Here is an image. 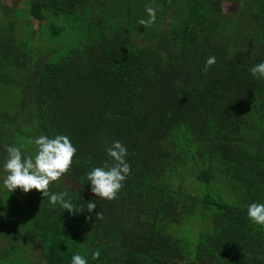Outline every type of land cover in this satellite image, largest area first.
Instances as JSON below:
<instances>
[{"label": "trees", "instance_id": "obj_1", "mask_svg": "<svg viewBox=\"0 0 264 264\" xmlns=\"http://www.w3.org/2000/svg\"><path fill=\"white\" fill-rule=\"evenodd\" d=\"M222 2L239 8L222 14ZM4 10L14 13L0 0ZM28 12L45 21L48 52L63 31L69 47L56 62L33 61L14 21L0 25V135L9 142L22 113L38 119L37 136L69 137L64 177L89 189L87 174L113 163L114 141L130 165L113 200L52 181L49 193L66 192L75 213L40 193L25 235L36 234L44 264L76 254L87 264H264V226L247 215L264 204V77L251 74L264 61V0H30ZM59 18L71 20L67 33ZM1 211V230L19 238L24 223Z\"/></svg>", "mask_w": 264, "mask_h": 264}, {"label": "rangeland", "instance_id": "obj_2", "mask_svg": "<svg viewBox=\"0 0 264 264\" xmlns=\"http://www.w3.org/2000/svg\"><path fill=\"white\" fill-rule=\"evenodd\" d=\"M1 2L4 6L13 9L14 13L4 10L0 15V25L7 20L12 19L14 21L16 34L18 33L19 37L31 40L33 43V61L40 56H45L52 63L56 62L62 55L58 51L60 49L63 51L66 47H69L68 38L63 31L60 39L66 38L65 43L58 48H53L50 52L47 51L51 42L46 40V36L40 32V25H45V21L38 22L30 17L28 12L30 0H1ZM238 8L239 6L236 3L222 2L221 13L229 16L234 15ZM70 21L65 22L63 18L58 19V23L65 32L68 30ZM37 124V118H31L30 115L19 113L14 118L13 128L10 129L11 140L15 138V141L10 140L9 142H13V144L0 135V217H3L1 210L5 209L11 226L20 227L21 223H24L21 229L23 234L18 238L12 234L9 236L1 230L0 218V264H44L43 247L38 241L36 234L33 233L32 236L25 235L28 230L30 232L33 231L29 211L39 198L40 192L33 189L28 193H24L19 188L9 191L3 183L8 175L4 169V164L8 158L7 148L9 146L19 147L23 157L34 158L37 154L38 146L35 144V139L39 137L35 132ZM0 127L3 129L1 124ZM180 178L183 179L184 183L179 186V189L183 186L182 188L187 192L193 188V183L185 182L186 176H181ZM59 179L62 181L61 185L64 190H69L78 197L84 199L97 197L92 193L91 189L86 187L85 183L66 179L64 175ZM170 185L172 186L173 183H170ZM189 224L198 227L199 222L193 221Z\"/></svg>", "mask_w": 264, "mask_h": 264}, {"label": "clouds", "instance_id": "obj_3", "mask_svg": "<svg viewBox=\"0 0 264 264\" xmlns=\"http://www.w3.org/2000/svg\"><path fill=\"white\" fill-rule=\"evenodd\" d=\"M147 12L150 19L141 20L140 23L150 25L155 21V9L148 7ZM216 63V57L210 56L205 61L204 71H207ZM253 76L264 77V61L251 68ZM38 151L35 157H23L19 147L9 146L7 148L8 158L4 164V169L8 173L3 183L9 190L17 188L24 193L35 189L42 193L43 197H49L50 203L60 206L75 213L80 210L70 200H66L67 193H52L48 189L52 181L58 180L71 167L72 160L76 154V148L72 145L70 138L65 135H57L49 138L41 135L35 139ZM108 156L113 163L109 166L95 167L87 174V179L91 184V191L101 199L113 200L123 187V182L130 174V165L126 162L127 148L119 141H114L106 149ZM96 208V203L88 202L87 211L89 214ZM248 217L257 225L264 226V204L251 203L247 209ZM97 219L103 218V213H96ZM93 259H99L100 252L92 254ZM72 264H87V260L80 254L72 256Z\"/></svg>", "mask_w": 264, "mask_h": 264}]
</instances>
